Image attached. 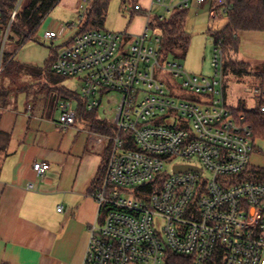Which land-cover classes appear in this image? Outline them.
I'll use <instances>...</instances> for the list:
<instances>
[{
  "label": "built area",
  "instance_id": "1",
  "mask_svg": "<svg viewBox=\"0 0 264 264\" xmlns=\"http://www.w3.org/2000/svg\"><path fill=\"white\" fill-rule=\"evenodd\" d=\"M25 1L18 0L7 24L0 11V76L8 36ZM85 1L84 26L94 4ZM167 3L152 0L148 19L154 5L169 13L211 3L212 18L228 22V0ZM84 26L55 49L52 71L82 80L78 97L88 112H99L112 93L121 100L109 122L112 132L98 136L108 150L95 194L100 210L83 264H264V166L252 162L264 157L258 147L264 133L257 136L248 114L227 103L221 43H215L214 75L205 77L187 73L178 60H163L161 38L149 42V28L130 43L105 28ZM58 37L54 30L44 33L53 45ZM168 76L178 87L166 83ZM257 93L264 118V89ZM57 108L59 130L76 125L78 104L60 100ZM173 157L188 161L174 164ZM181 166L195 169L177 172ZM49 169L46 162L33 164L41 177Z\"/></svg>",
  "mask_w": 264,
  "mask_h": 264
},
{
  "label": "crops",
  "instance_id": "2",
  "mask_svg": "<svg viewBox=\"0 0 264 264\" xmlns=\"http://www.w3.org/2000/svg\"><path fill=\"white\" fill-rule=\"evenodd\" d=\"M16 100L0 105V132L10 138L0 149V264H83L100 210L94 182L107 154L97 140L102 133L78 115L75 126L59 130L57 99L53 106L34 98L24 110ZM78 122L92 137L82 148ZM36 162L50 165L45 176L34 172Z\"/></svg>",
  "mask_w": 264,
  "mask_h": 264
},
{
  "label": "rangeland",
  "instance_id": "3",
  "mask_svg": "<svg viewBox=\"0 0 264 264\" xmlns=\"http://www.w3.org/2000/svg\"><path fill=\"white\" fill-rule=\"evenodd\" d=\"M94 1V0H93ZM27 0L23 3L26 5ZM178 0H168L167 5L172 6ZM86 5L85 0H60L49 14L43 19L40 27L28 41H23L17 38L11 31L6 44V55L12 56L13 65L25 64L34 67L44 68L47 61L54 54L57 47H64L68 44L82 29L85 20L82 19L80 5ZM152 0H109L107 12L104 19V28L110 32L120 34L123 41L130 43L135 41L136 36L145 32L149 28V42H154V38L160 37V31L154 26V21L157 17L169 18L173 11L169 13L165 8L154 5L152 6L151 14L148 19ZM138 5L142 9L135 11V6ZM212 4L206 5H192L188 8L186 17L185 29L190 36V44L187 53L184 57L178 60L184 67V70L193 75L212 77L214 69L212 67V60L215 48V41L212 38V31H221L226 26V21H215L212 18ZM47 30H54L59 37L54 41V45L44 39V33ZM5 37V30L2 31ZM129 36V37H128ZM239 37V51L237 54H229V59L237 62H245L251 66V75L237 77L232 73H225V87L226 99L231 108L238 109L241 104L246 105L249 110L258 109L261 104V94L257 90L264 89V80L258 77L255 73H264V32L260 31H242L238 34ZM124 52V48H120ZM3 61V70L7 64V58ZM224 53V59L228 57ZM228 60V58H227ZM15 78H9L6 73H3L0 85H5L7 88L17 89L20 85L32 84V78L21 79L19 86H14ZM175 84L177 87L179 82L171 76L166 77V83ZM17 83V85H18ZM36 83V81H35ZM43 84V80L42 83ZM51 89L43 91L41 95H35L38 86H35L29 94L34 96L28 97L25 92H17L16 105L18 108L25 109L27 102L34 98H46L49 105H55L57 95L60 91H69L74 94H81L83 82L79 77L66 78L62 82L52 83ZM174 95V93H173ZM183 97H186L185 95ZM121 100L119 93H112L103 99L102 106L99 110V116L105 120L109 125L115 118V111L117 105ZM73 107L77 106V99L71 100ZM60 111H56L55 118L59 119ZM110 122V123H109ZM111 126V125H110ZM78 130H82L75 140L76 145L82 148L86 146L92 137L87 134V126L78 122ZM113 127V126H112ZM98 140V138H97ZM258 147L264 153V144ZM108 149L106 148L105 151ZM172 162L185 163L188 160L178 157H173ZM191 161V160H190ZM170 162V163H172ZM192 163L198 164L197 159H193ZM252 162L264 166V157L258 158L254 156ZM170 168V165H167ZM169 170V169H168Z\"/></svg>",
  "mask_w": 264,
  "mask_h": 264
},
{
  "label": "trees",
  "instance_id": "4",
  "mask_svg": "<svg viewBox=\"0 0 264 264\" xmlns=\"http://www.w3.org/2000/svg\"><path fill=\"white\" fill-rule=\"evenodd\" d=\"M60 0H27L26 5L18 12L17 19L12 24V32L15 36L23 41L30 40L36 33L38 26L43 19L49 14L53 7L58 4ZM18 3V0H0V11L3 13V21L6 24L9 22V15ZM230 5L227 13L228 22L221 31H212V38L215 43H221L226 56L229 54H237L239 51V37L238 34L242 31H260L264 32V0H228ZM109 0H94L91 13L88 15L84 30L104 28V19L107 12ZM188 9L175 10L169 18L157 17L154 26L160 31V52L163 60L179 59L186 55L190 36L186 32L185 24ZM7 56V55H6ZM5 56V57H6ZM7 64L0 76V82L3 73L13 80L14 86H19V81L24 78H32V84L20 85L19 88H7L5 85H0V105L8 107L11 104L12 97L17 92H29L38 86L37 90L33 92L39 95L45 90H48L52 83H59L66 78L56 76L52 71L53 56L47 61L44 68L34 67L25 64L13 65L12 56H7ZM228 58V60H227ZM225 61V73H232L237 77L251 75V66L245 62H237L229 59ZM258 77L264 80V73H255ZM43 80V84L42 83ZM36 81V83H35ZM18 83V85H17ZM57 101L67 100L71 101L77 99L78 104V118H83L87 121H92L93 125L101 131V133L110 134L112 126L105 120L98 119L97 111L88 112L85 107V101L69 91H60L57 95ZM239 112L248 114L250 123L253 125L255 134L262 136L264 133V118L258 109L249 110L246 105L241 104L238 108ZM2 137V145L0 149L4 150L10 141L9 135L0 132ZM107 157V154L105 155ZM105 174L104 166L94 182L95 186H100Z\"/></svg>",
  "mask_w": 264,
  "mask_h": 264
},
{
  "label": "water",
  "instance_id": "5",
  "mask_svg": "<svg viewBox=\"0 0 264 264\" xmlns=\"http://www.w3.org/2000/svg\"><path fill=\"white\" fill-rule=\"evenodd\" d=\"M190 169H195V168L191 167V166H181V167H177L176 171L177 172H182V171H186V170H190Z\"/></svg>",
  "mask_w": 264,
  "mask_h": 264
}]
</instances>
